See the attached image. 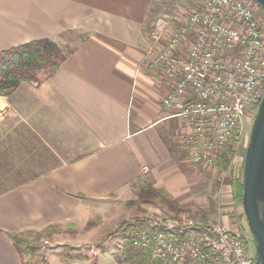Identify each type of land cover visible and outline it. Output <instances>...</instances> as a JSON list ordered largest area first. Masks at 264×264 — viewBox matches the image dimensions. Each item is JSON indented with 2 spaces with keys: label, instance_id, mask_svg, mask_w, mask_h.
I'll return each mask as SVG.
<instances>
[{
  "label": "crops",
  "instance_id": "1",
  "mask_svg": "<svg viewBox=\"0 0 264 264\" xmlns=\"http://www.w3.org/2000/svg\"><path fill=\"white\" fill-rule=\"evenodd\" d=\"M156 2L0 0V52L68 34L77 38L53 78L0 97V156L12 150L27 164L52 152L51 134L64 141V161L0 193V264H22L9 234L30 241L53 227L85 229L84 214L103 212L111 198L130 199L142 181L171 199L186 190L167 126L174 118L162 104L170 85L146 69ZM36 139L43 142L40 153L31 144ZM50 258L51 264L89 263L80 254Z\"/></svg>",
  "mask_w": 264,
  "mask_h": 264
},
{
  "label": "built area",
  "instance_id": "2",
  "mask_svg": "<svg viewBox=\"0 0 264 264\" xmlns=\"http://www.w3.org/2000/svg\"><path fill=\"white\" fill-rule=\"evenodd\" d=\"M258 7L253 0H201L162 50L169 23L162 17L154 23L146 69L171 85L162 104L175 112L172 118L186 120L187 132L180 139L195 166L215 168L217 152L235 140L247 111H257L264 97ZM184 46L189 48L182 61L177 56ZM130 237L161 264L256 263L253 239L221 225L159 220Z\"/></svg>",
  "mask_w": 264,
  "mask_h": 264
},
{
  "label": "rangeland",
  "instance_id": "3",
  "mask_svg": "<svg viewBox=\"0 0 264 264\" xmlns=\"http://www.w3.org/2000/svg\"><path fill=\"white\" fill-rule=\"evenodd\" d=\"M200 1L157 0L150 15V26H154L160 17L165 18L169 23V31L160 50L164 48V45L179 26L186 21L187 17L197 9ZM256 17L262 28L264 40V10L260 6L257 8ZM153 26L150 28L149 37ZM188 38L191 39L192 36ZM76 39V35H74L67 36L64 40L74 42ZM57 41H60V38ZM149 42H152L151 37ZM187 46H184L181 50L182 53L180 52L177 56L182 61L187 57L189 48ZM149 73L160 78L161 81H165L161 74ZM44 76L45 73H42L40 79H43ZM170 90L171 85L167 94ZM255 110L256 108L253 107L247 111L235 140L223 151L217 152L218 164L215 168L192 164L180 139L182 134L187 132L188 124L182 118L170 120L167 126L170 137H172V146L176 150V158L180 159V171L182 174H187L184 186L181 188L186 187V190L180 196L171 199L162 190H160L161 194H157L153 190L151 181H142L141 184L134 185L130 199L129 197L111 198L106 203V209L103 212L94 210V212L84 214L86 222L88 220L85 229L78 228L74 231L70 229L68 230L69 234L63 225L62 229L53 227L43 237H34L30 241L25 240L28 246L35 249L31 251L20 244L22 261L28 264H51L50 257L55 254H68L70 257H78L80 254L81 257L89 260L88 264H136L135 262H124L123 258L130 232H136L138 229L145 230V225L159 220H194L204 226L221 225L224 229L232 231L233 234L244 232V228H247L248 225L242 200L236 199L234 188L235 183L242 179L245 153L258 111ZM174 113H171V116ZM50 136L54 138L52 142H48L52 152L50 153L45 147L47 153L43 151L41 157L36 160L26 159L31 163L26 164L22 160L19 163L18 158H13L12 150L6 151L5 155H1L2 157L0 156V162H2L0 164V193L22 184L25 178L34 176L35 172L39 175L64 161V141L60 139V135L56 140L55 134ZM40 143L43 144L40 139L31 141L35 147L41 146ZM41 150L43 149L38 147L37 152L40 153ZM35 161L36 164H33ZM89 224L92 228L89 227ZM247 230L246 234L250 240L252 235L249 228ZM17 236L19 237V235ZM43 238H46L47 241ZM83 240L85 243L82 242ZM253 241L251 247L255 253Z\"/></svg>",
  "mask_w": 264,
  "mask_h": 264
},
{
  "label": "trees",
  "instance_id": "4",
  "mask_svg": "<svg viewBox=\"0 0 264 264\" xmlns=\"http://www.w3.org/2000/svg\"><path fill=\"white\" fill-rule=\"evenodd\" d=\"M68 36H72V34H68ZM60 39V41L51 39L32 41L0 52V97H11L22 84L40 82V75L42 73H45V81L53 78L75 52L74 42L72 40L65 41L63 37ZM172 155L180 166V159L176 158V151ZM242 181L243 176L242 179L235 183L234 193L237 200H242ZM153 190L155 193L161 194L160 190L155 188ZM147 225L145 226L147 227ZM9 237L19 252L20 244L28 250L32 251L35 249L32 246H28L27 241L20 239L16 234H9ZM130 238L129 235L128 242L125 246L126 250L123 253L124 262L161 264L153 261L151 254L141 246L134 244ZM22 264L28 263L22 261Z\"/></svg>",
  "mask_w": 264,
  "mask_h": 264
},
{
  "label": "water",
  "instance_id": "5",
  "mask_svg": "<svg viewBox=\"0 0 264 264\" xmlns=\"http://www.w3.org/2000/svg\"><path fill=\"white\" fill-rule=\"evenodd\" d=\"M253 1L264 10V0ZM242 183V205L255 243V264H264V97L251 129Z\"/></svg>",
  "mask_w": 264,
  "mask_h": 264
}]
</instances>
